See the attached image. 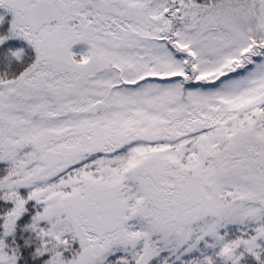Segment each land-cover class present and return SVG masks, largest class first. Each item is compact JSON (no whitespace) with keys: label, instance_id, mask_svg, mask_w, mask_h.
Here are the masks:
<instances>
[{"label":"snow or ice","instance_id":"1","mask_svg":"<svg viewBox=\"0 0 264 264\" xmlns=\"http://www.w3.org/2000/svg\"><path fill=\"white\" fill-rule=\"evenodd\" d=\"M0 264H264V0H0Z\"/></svg>","mask_w":264,"mask_h":264}]
</instances>
